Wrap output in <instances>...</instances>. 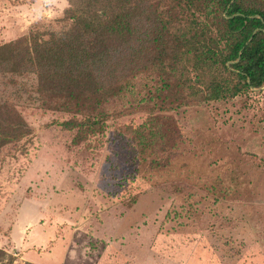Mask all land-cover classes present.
<instances>
[{
	"label": "rangeland",
	"instance_id": "374dc122",
	"mask_svg": "<svg viewBox=\"0 0 264 264\" xmlns=\"http://www.w3.org/2000/svg\"><path fill=\"white\" fill-rule=\"evenodd\" d=\"M67 6L0 0V44L60 29ZM36 87L35 74L0 73V103L33 130L0 148V247L18 263L264 264L263 89L173 112L178 146L155 166L121 134L140 112L75 145L54 123L70 115Z\"/></svg>",
	"mask_w": 264,
	"mask_h": 264
},
{
	"label": "trees",
	"instance_id": "16d2710c",
	"mask_svg": "<svg viewBox=\"0 0 264 264\" xmlns=\"http://www.w3.org/2000/svg\"><path fill=\"white\" fill-rule=\"evenodd\" d=\"M67 1L60 29L34 25L0 44V73L35 74L41 105L70 115L54 123L75 145L140 112L121 134L159 166L181 136L173 112L264 90V0ZM32 136L0 103V148ZM0 264L20 263L0 247Z\"/></svg>",
	"mask_w": 264,
	"mask_h": 264
}]
</instances>
